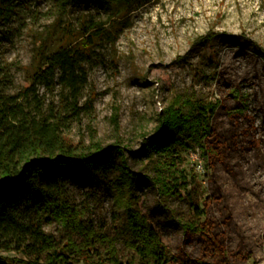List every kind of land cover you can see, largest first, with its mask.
Returning a JSON list of instances; mask_svg holds the SVG:
<instances>
[{"label": "rangeland", "instance_id": "374dc122", "mask_svg": "<svg viewBox=\"0 0 264 264\" xmlns=\"http://www.w3.org/2000/svg\"><path fill=\"white\" fill-rule=\"evenodd\" d=\"M129 6L115 26L113 14L122 13L123 2L107 8L77 0L63 14L57 13L54 0L18 2L10 18L0 20V57L10 64L8 91L21 94L27 86L39 43L52 49L67 28L76 29L91 18L106 34L83 63L86 81L79 105L87 102L88 107L67 123L68 141L108 145L121 140L131 170L145 174L149 165L140 154L143 135L152 131L162 107L180 94L218 101L212 126L229 137L228 151L213 165L199 151H189L185 166L196 175V199L205 208L199 227L204 221L214 223L217 247L225 250L211 251L212 232L204 229L207 235H202L183 227L192 215L184 196L162 197L155 186L143 183L136 205L172 264H264V0H132ZM208 34L213 37L203 41ZM59 89L56 80L57 102ZM38 90L46 106L51 96L43 85ZM113 161L119 163L116 154ZM111 174L89 180L67 166L62 169L70 196L98 229L114 223L117 206L107 185ZM214 191L220 199L212 198ZM225 213L229 224L223 222ZM44 230L58 243L65 240L55 219L46 221ZM106 245L79 246L75 263L110 264ZM115 246L118 257L126 259L122 243ZM0 256L22 264L16 251L0 250Z\"/></svg>", "mask_w": 264, "mask_h": 264}, {"label": "trees", "instance_id": "16d2710c", "mask_svg": "<svg viewBox=\"0 0 264 264\" xmlns=\"http://www.w3.org/2000/svg\"><path fill=\"white\" fill-rule=\"evenodd\" d=\"M80 1L100 2L107 8L123 2L122 13L113 14L115 26L130 12L132 3ZM139 1L144 4L149 0ZM18 2L24 0H0V20L9 19ZM72 3L77 0H54L58 14ZM104 34L98 21L85 18L78 28H67L52 49L39 43L29 82L21 94L8 91L10 64L0 57V250L21 253L22 264H76L74 255L82 250L79 246L96 249L97 243L105 242L104 254L110 264H172V256L136 205L139 186L149 183L162 197L188 199L192 215L182 222L183 227L202 235H207L204 229L212 232L209 247L222 252L225 248L219 244L217 247L214 223L204 221L199 227L205 208L196 199V175L185 166L189 151H199V156L211 165L228 151L229 137L212 126L218 101H204L191 94L170 99L159 111L152 131L143 135L140 154L149 165L145 174L131 170L121 140L108 145L99 141L80 145L65 138L67 123L88 107L87 102L79 105L86 81L83 63ZM212 37L208 34L201 39ZM56 80L60 86L58 102L54 98ZM39 85L51 96L46 106ZM114 123L117 127V115ZM113 154L119 157V163H114ZM66 166L89 180L107 179L113 171L107 185L117 208L114 223L108 228L98 229L89 223L85 210L75 204L62 178ZM211 196L220 199L218 191ZM209 199L205 198L206 204ZM50 219L57 220L66 234L61 243L44 230V223ZM223 222L229 224L228 213ZM117 242L127 250L126 259L118 257ZM0 264L11 263L0 256Z\"/></svg>", "mask_w": 264, "mask_h": 264}, {"label": "built area", "instance_id": "2783aa9c", "mask_svg": "<svg viewBox=\"0 0 264 264\" xmlns=\"http://www.w3.org/2000/svg\"><path fill=\"white\" fill-rule=\"evenodd\" d=\"M197 167H198V168H201V167H202V164H201L200 161L198 162Z\"/></svg>", "mask_w": 264, "mask_h": 264}]
</instances>
